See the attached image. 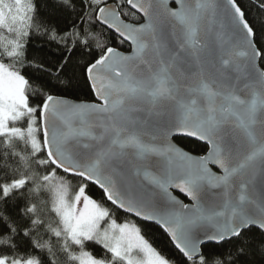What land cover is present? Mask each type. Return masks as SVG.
Here are the masks:
<instances>
[{"label":"snow or ice","instance_id":"1","mask_svg":"<svg viewBox=\"0 0 264 264\" xmlns=\"http://www.w3.org/2000/svg\"><path fill=\"white\" fill-rule=\"evenodd\" d=\"M0 264H264V0H0Z\"/></svg>","mask_w":264,"mask_h":264}]
</instances>
